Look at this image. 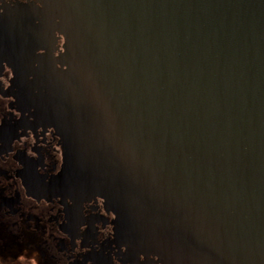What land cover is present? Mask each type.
Here are the masks:
<instances>
[{
  "label": "water",
  "instance_id": "obj_1",
  "mask_svg": "<svg viewBox=\"0 0 264 264\" xmlns=\"http://www.w3.org/2000/svg\"><path fill=\"white\" fill-rule=\"evenodd\" d=\"M77 5L97 31L90 45L116 57L79 97L95 144L166 223L208 230L198 245L218 264H252L235 233L219 244L210 233L226 213L234 232L248 217L264 248V0Z\"/></svg>",
  "mask_w": 264,
  "mask_h": 264
},
{
  "label": "flooded vegetation",
  "instance_id": "obj_2",
  "mask_svg": "<svg viewBox=\"0 0 264 264\" xmlns=\"http://www.w3.org/2000/svg\"><path fill=\"white\" fill-rule=\"evenodd\" d=\"M96 33L77 0H0V264H218L198 245L208 230L166 223L95 144L79 97L116 58L90 45ZM234 228L224 214L212 241L235 233L264 264L260 229Z\"/></svg>",
  "mask_w": 264,
  "mask_h": 264
}]
</instances>
